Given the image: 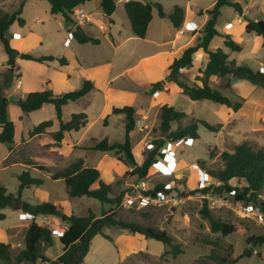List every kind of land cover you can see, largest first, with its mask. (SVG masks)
Here are the masks:
<instances>
[{
  "label": "rangeland",
  "instance_id": "374dc122",
  "mask_svg": "<svg viewBox=\"0 0 264 264\" xmlns=\"http://www.w3.org/2000/svg\"><path fill=\"white\" fill-rule=\"evenodd\" d=\"M186 1L179 0L182 4ZM236 1L240 2L245 11V15L239 18L242 23L238 21V12L234 8L224 6L221 9L222 14L218 19L217 28L221 34H230L242 46V51L231 52L225 48L222 36L215 37L211 48L215 50L220 47L230 54V59L238 64L264 72V38L255 32L247 33L244 28L247 20H264V0ZM20 2L21 0H0V9L13 13L19 8ZM192 2L193 7L202 10L212 8L215 0H192ZM24 5L26 6V17L24 15L22 17L26 18L27 22L24 31L31 30L36 35L30 36L28 40L27 52L29 54L53 55L58 50L65 49L64 42L67 37L72 38V42L74 41L72 33L68 30L75 29L76 26L73 23L62 22L61 24L62 16L50 13L51 6L47 0H25ZM96 5V2H93L89 6H80V8L90 12L96 9ZM93 17L98 18L95 14ZM94 29L98 30L95 26ZM15 30H19L17 23L9 31ZM11 36L8 34L10 39ZM38 38L41 40L39 41ZM13 44L17 45V42L14 41ZM128 45L134 46V43L129 42ZM140 46L142 47L143 43ZM99 56H103V53H99ZM7 59L8 56L0 42V88L10 101L8 118L14 122L18 132L13 144H0V183L6 187L7 193L18 191V185L21 182L20 175L28 170L32 177L44 181L40 186H32L23 191L22 199L30 205L51 202L67 216L93 214L96 218H100L104 213H115L119 219L135 221L156 230L165 231L172 238V242L179 245L183 251L174 255L171 247L161 241L148 239L144 235L133 234L117 227H106L103 229V234L110 236L113 240L101 234L95 236L83 264H264V245L255 247L251 257H244L233 263V260L249 247L246 241L248 236L264 233V219L262 221L247 215L236 199L227 200L226 191L214 188L218 186V181L214 177L207 193L214 198L226 199L224 205L211 208L207 198L195 195L201 187L200 181L203 173L212 175L211 171H217L223 167L220 158L223 151H233L236 145L245 141L255 149H264V89L261 86L229 75L216 77L211 83L212 87L221 90L233 101H242L241 109L235 112L231 108L225 111L224 105L209 100H191L174 84L169 103L177 110L187 113L188 116L178 122H173L172 130L178 127L184 128L195 123L196 119H200L217 126L218 131H210L199 125L198 138L183 139L176 147L175 153L177 152L179 163L177 162L175 166L171 162V152L167 161H163L165 160L163 151H166L164 149H167L168 143L172 141H169L167 134L160 129L161 111H154L150 115L152 119L150 126L144 127L143 130L137 127L133 133L132 148L137 163L141 164L148 152L157 145L156 143L165 140L163 148L160 149L163 156L157 157L156 162L161 161L158 167H154L153 163L148 175L140 179L138 176L129 174L134 166L125 165L118 159L115 152H100L92 149V146L105 136L111 143L123 141V115H113L112 121L109 118L105 119L104 123L108 125H104L103 120L98 121L92 129V134L86 136L78 144L72 142L71 139L78 138L81 132L67 133V137L65 136L66 138L61 143L55 140L56 131L52 127L42 134L32 135L30 132L34 126L41 122L54 120L59 124V121L52 104H48L43 110L31 113H25L17 106L15 102L21 98L22 91L17 88V72L8 67ZM123 65L129 68V71L118 83L131 84L132 80V84L139 90L145 91L148 88V82L141 74L145 65L132 68L134 65L132 58L128 62H123ZM30 72L35 71L31 68ZM161 73L162 69L156 77L158 78ZM229 80L231 87L226 88ZM161 81L163 79H158L155 83ZM151 91L154 90L151 88ZM115 100L116 103L124 101L122 97L115 98ZM81 103L70 102L64 109L63 121L69 120L72 112H80ZM101 107L102 99L94 103L91 112L97 115ZM140 113V111L137 112L139 124ZM93 117L92 114L91 118ZM8 151L10 156L5 160L4 156ZM121 156L124 158L123 155ZM58 157L62 158L61 161L54 163L57 166H52L51 159ZM80 158L84 159L85 166L96 168L101 172V179L111 184L113 196L123 193V202L116 209L112 204L102 203L88 196L70 198L65 185L60 180H53L52 175L55 172ZM39 167H43V170ZM159 183H167L170 188L176 190H174L177 194L175 200L169 203L149 201L148 205L139 208L138 199L147 196L145 192ZM230 183L237 186L236 181ZM183 191H186V194H182ZM188 191L194 192L188 193ZM205 200H207V207L212 216L217 220L234 225L235 232L227 236H223L221 232H212L209 219L202 214ZM261 200L264 201V193L261 194ZM255 205L261 209L264 216V208L261 204ZM2 213L5 214V219L0 220V228L4 230L7 228V233H4L8 235L10 240L8 243L12 246L13 255H17L26 247L25 235L31 221L51 229L53 233V245L48 246L41 242L39 246L41 252L52 261L62 254L63 244L59 237L60 232L64 231L68 224L60 217L40 214L37 219H31L23 209L10 207L3 209ZM2 234L3 232L0 231L1 237H3Z\"/></svg>",
  "mask_w": 264,
  "mask_h": 264
},
{
  "label": "trees",
  "instance_id": "16d2710c",
  "mask_svg": "<svg viewBox=\"0 0 264 264\" xmlns=\"http://www.w3.org/2000/svg\"><path fill=\"white\" fill-rule=\"evenodd\" d=\"M50 3V13L52 15H61L66 24L72 23L70 14L74 8L84 5L93 0H47ZM25 0H21L19 8L13 13L0 9V42L8 56L7 64L10 68L15 66V59L20 57L26 60L37 62L52 61L54 56H34L29 53H20L15 49L8 37L10 27L17 22L21 27L25 25V20L21 16L23 13ZM100 5L108 17L116 10L115 0H100ZM153 6L158 8L159 14L165 16L163 7L160 3L153 5L150 2L141 0H129L125 3V10L130 19L133 33L145 38L150 22L153 18ZM224 6L234 8L239 15L244 14L243 6L236 0H215L212 8L200 14L206 13L209 18L203 29V36L195 45L186 47L181 55H172L166 72L164 81L152 84L153 90H159L165 82H174L180 89L181 93L188 96L191 100L202 101L209 100L217 104L225 105L237 112L241 109L242 101H233L224 95L221 90L211 86V77L231 76L239 79H245L253 84H257L264 89V72L254 70L247 65H240L235 60L230 59V54L222 48L210 50L209 45L214 37L222 36L224 46L231 52H241L242 46L234 40L230 34H221L218 29V19L221 16V9ZM169 19L177 28L181 27L184 20V10L180 6H176L174 11L169 15ZM247 33L255 32L264 38V20H247L245 25ZM72 37L81 44L99 42L98 39L88 35L83 29H69ZM203 50L208 55V63L204 69H199L193 79L186 77L182 70L194 66V57L198 51ZM62 64H67V60L60 58ZM231 87V81H227L226 88ZM94 83L90 80H84L82 86L74 91L56 94L53 91L50 82L46 88L40 91H34L21 97L15 103L25 113H31L41 109L45 104H52L55 108L56 117L59 121V129L55 132L54 138L61 143L67 133L77 132L87 124V114L84 112L72 114L70 120L63 121V108L70 102H76L87 96L95 90ZM10 101L3 94L0 88V144H13L16 135V126L13 121L8 118V106ZM161 124L160 129L166 133L169 141L182 139H196L198 135V126L201 125L210 131L217 132L218 127L210 124L205 120L196 119V122L175 130H172V123L178 122L180 119L188 116L182 110H177L173 105L165 103L160 108ZM113 114H123L125 116V130L122 142H109L104 138L92 146L93 150L100 152H115L116 156L125 165H133L134 168L129 174L138 176L140 179L145 178L153 163L157 161L158 156H163L160 149L163 148L164 141L156 143L154 149L150 150L141 164H138L132 149L131 133L136 127L135 108L132 105L123 107H114ZM53 121L46 120L36 125L30 132L32 135L42 134L46 129L52 127ZM123 155L124 158L121 156ZM223 167L217 171H211L212 176L220 182L219 186H215L220 191H235V199L237 202L247 204H261L264 208V201L261 200L260 194L264 193V149H255L247 141L235 146L233 151H223L220 155ZM43 170V167H39ZM53 180H60L66 188L70 198H80L88 196L99 200L102 203H109L116 209L122 202L123 193L113 196L111 184L101 179V172L93 167L84 166L83 159H78L74 163L68 165L64 169L55 172L52 175ZM20 184L16 193H7L6 187L0 183V220L5 219L2 210L10 207L13 209H23L25 212L34 215L40 214L55 215L67 223L68 226L64 230L62 236L59 237L63 244V252L55 260H51L40 250V243L52 246L54 237L51 229L39 225L32 221L26 231L25 243L26 247L17 255H13L10 243L0 242V264H83L84 259L89 253L92 240L95 236L101 234L113 240L110 236L103 234L106 227H117L133 234L144 235L148 239H156L171 247L174 255H178L183 251L179 245L172 242V238L165 232L159 231L152 227L139 224L135 221L119 219L115 213L103 214L100 218H96L93 214L88 216L65 215L61 213L58 206L51 202H43L36 205H30L23 201V191L32 186H40L44 183L42 179L34 178L28 170L23 171L20 175ZM231 181H236L237 186L231 185ZM96 185V187H93ZM165 183H159L153 189L145 192L147 196H156L159 190L165 188ZM187 191V190H186ZM186 191H183L184 194ZM209 188L204 189L208 192ZM194 191H188V193ZM186 194V193H185ZM204 217L209 219L211 230L214 233L221 232L223 236H227L235 232V226L215 219L207 207L205 200L204 209H202ZM247 247L237 258L233 260L236 263L244 257H251L255 247L264 245V233L259 235H251L247 237ZM258 254V252H257Z\"/></svg>",
  "mask_w": 264,
  "mask_h": 264
},
{
  "label": "crops",
  "instance_id": "0c3cea01",
  "mask_svg": "<svg viewBox=\"0 0 264 264\" xmlns=\"http://www.w3.org/2000/svg\"><path fill=\"white\" fill-rule=\"evenodd\" d=\"M127 1L129 0H115L116 10L110 17L105 15V13L103 12L100 5V0H93L85 3L84 5H81L89 6L90 4H93V2H96V9L90 10V12L98 16V18H106L110 21L107 33H103L95 25L87 26L83 29L88 35H91L99 40L97 44L91 42L81 44L78 43L75 39L72 42L71 39L69 45L65 44L64 42L65 49L58 50V52H55V54L52 55L55 57V59L52 61L40 63L37 61L26 60L17 57L15 59V66L11 68L12 71L17 72V88L22 91L20 97H24L30 92L44 90L48 82L51 83L53 91L56 94L76 90L82 86L84 80H90L94 83L96 89L90 92L84 98H81L75 102H82L81 111L72 112L70 114V118L74 113L84 112L87 114L86 126L77 131L81 132L79 137L71 139L72 142L74 141V143L76 144L81 143L86 136L92 134V129L98 121L103 120V124L108 125L104 123L105 119L109 118L110 121H112L113 115H123L113 114L112 110L114 107L132 105L135 108L136 127L131 133V142L133 138V133L135 132L137 127L142 130L144 129V127H149L152 121L150 115H152V113L156 110L157 112H159L163 104H170L169 99L171 97V93L175 83L166 81L165 84L159 90L154 91H151L152 84L155 83V81H157L158 79H163V81L166 79V72L172 55H181V53L186 47L190 45H195L200 41L201 37L203 36L204 26L209 18L208 14L199 13L200 11L205 12L207 9H196L195 7H193L192 0H187L185 4L180 3L179 0H167L166 2H164V0H141L143 2H150L153 5H156V3H160L163 7L165 16H161L159 14L158 8L156 6H153V18L149 24L147 34L145 38H140L133 33L130 19L125 10V3ZM176 6H180L184 10L183 24L179 28L175 27L169 19V15L174 11V8ZM23 15L24 17H26L25 5L23 7V13L21 16ZM244 15L245 11L242 16ZM237 16L238 21H240L239 18H241L242 16L239 15V13ZM24 20L25 25L23 27H21L17 22H15L18 24L19 30H15L12 32L8 31L7 33L9 35H12L10 39L11 45L20 53H28V40L30 36L35 35V33H33L31 30L24 31L27 25L26 18H24ZM62 22H64L63 17L60 23L62 24ZM240 22L242 23V21ZM187 23H194L198 26L199 29L195 32H187L181 35L179 33V30L183 28V26ZM13 25L10 27L9 30H11ZM94 26L98 30L94 29ZM214 39L215 37L209 45L210 50H213L211 48V45ZM38 40L40 41L41 38H38ZM14 41L17 42V45L13 44ZM129 42H133L134 46L128 45ZM141 43H143L142 47L140 46ZM139 49L141 50L139 51ZM99 53H103V56H99ZM62 57L67 60V64H62L60 62V58ZM131 58L134 60V65L132 68L145 65V67H143L141 71L142 76L145 77L146 81L148 82V88L145 89V91L139 90L134 84H132V80L130 81L131 84L118 83L120 79L124 78L126 76V73L129 71V68L124 67L123 62H128ZM208 60V55L203 50H200L194 57V66L183 69L182 73L188 78L193 79L200 68H205L208 63ZM31 68H33L35 72L31 73ZM161 69L162 73L157 78L156 76ZM216 77L217 76L211 77V83L215 81ZM121 97L122 100L124 99V101H118V103H116L115 98ZM101 99V110L97 115H94V113L91 112V108L94 103L100 101ZM68 105L69 104H67L66 106ZM46 106H48V104H45L39 110H43ZM66 106H64L63 108V115ZM226 109L229 108L226 107L225 111ZM138 111L141 112L140 124L137 120ZM92 114L94 116L93 118H91ZM52 121V128H55L54 130L57 131L59 129V124H57L54 120ZM66 121L68 120H65V122ZM122 121H124L122 128L125 130L124 115ZM147 133L148 132H146V134ZM17 135L18 132L16 131L15 136ZM173 150L174 149H172L171 151L172 160H174L173 155H175V160L179 163V158H177L176 155L177 152L174 154ZM9 156L10 152L8 151L7 154L4 156L5 160L8 159ZM61 159V157L51 159L52 166H57L54 163L57 161H61ZM37 217L38 216L34 218L37 219ZM6 230L0 228V231L3 232V237L0 236V241L8 243L10 240L8 239V235H6Z\"/></svg>",
  "mask_w": 264,
  "mask_h": 264
},
{
  "label": "built area",
  "instance_id": "2783aa9c",
  "mask_svg": "<svg viewBox=\"0 0 264 264\" xmlns=\"http://www.w3.org/2000/svg\"><path fill=\"white\" fill-rule=\"evenodd\" d=\"M122 1V0H121ZM70 19L72 21V23L76 26V28H81L84 29L87 26H92L95 25L97 26L103 33H107L108 29H109V25H110V21L106 18H97L95 19L93 17V14L90 12L85 11L84 9L80 8V6L74 8L73 12L70 14ZM199 28L196 24L194 23H187L186 25L183 26V28H181L179 30V33L181 35L187 33V32H195L197 31ZM70 37L67 38V40L65 41V44L69 45L71 42ZM20 83V81H19ZM183 141L182 140H173L172 142L168 143V148L164 149L166 151L165 152V160L163 161H167V157L169 156V153L173 150L174 154H175V150L176 147H178L180 145V143ZM173 159L175 160V155H173ZM171 158V162L174 163V165L176 166V160L174 161ZM161 161L158 162H154V167H158V163H160ZM170 162V161H168ZM173 165V166H174ZM201 181H200V188H198V190L195 192V195L198 197H203V198H207L209 200V205L211 208H215L221 205H224L227 200H234L235 199V191H230V192H226V199H219V198H214L210 193L205 192L204 193V189L206 188H210V184H212V178L213 176L210 175L209 173H203V176L201 177ZM218 186L220 185V182L217 183ZM175 189L170 188L169 185H165V188L163 190H159L157 192L156 196H142L138 199V207L139 208H143L144 206L149 204V201L152 202H163V203H169L175 200V198L177 197L176 194V190ZM178 192V191H177ZM188 197V196H187ZM261 197V194H260ZM221 200V201H220ZM239 206L241 207V209L247 213V215L249 214L250 216H253L255 218H258L260 220L263 221L264 216L262 214L261 209L256 206L255 204H247L244 202H239ZM29 217L33 219L35 216L28 213L27 214ZM64 233V231L60 232V236H62Z\"/></svg>",
  "mask_w": 264,
  "mask_h": 264
}]
</instances>
